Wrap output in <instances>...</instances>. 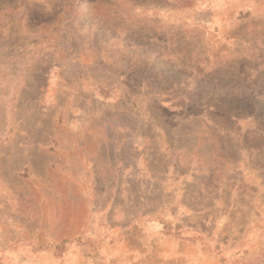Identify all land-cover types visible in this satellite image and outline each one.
Masks as SVG:
<instances>
[{
	"label": "rangeland",
	"instance_id": "rangeland-1",
	"mask_svg": "<svg viewBox=\"0 0 264 264\" xmlns=\"http://www.w3.org/2000/svg\"><path fill=\"white\" fill-rule=\"evenodd\" d=\"M0 264H264V0H0Z\"/></svg>",
	"mask_w": 264,
	"mask_h": 264
}]
</instances>
